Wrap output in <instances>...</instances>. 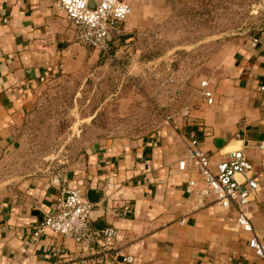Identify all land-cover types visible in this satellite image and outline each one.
Wrapping results in <instances>:
<instances>
[{
  "label": "crops",
  "instance_id": "crops-1",
  "mask_svg": "<svg viewBox=\"0 0 264 264\" xmlns=\"http://www.w3.org/2000/svg\"><path fill=\"white\" fill-rule=\"evenodd\" d=\"M55 1L0 0V149L11 143L15 114L43 81L100 54L74 40L73 27ZM125 1L132 11L117 25L112 43L135 31L166 0ZM258 37L255 46L249 37L236 48L221 93L214 103L212 94V104L197 115L200 147L211 155L212 167L236 149L253 163L260 187L247 210L264 242V156L255 148L264 140V33ZM177 122L142 138L105 137L89 145L82 165L69 174L22 183L0 206V264H53L57 247L87 254L69 238L47 234L36 244L30 240L61 192L73 187L95 203L96 227L118 230L113 246L119 258L104 264H264L248 244L251 234L237 224L234 208L223 209L212 197L198 205L186 193L187 180L199 174L178 168L187 137L181 119ZM124 256L133 260L124 262Z\"/></svg>",
  "mask_w": 264,
  "mask_h": 264
},
{
  "label": "rangeland",
  "instance_id": "rangeland-1",
  "mask_svg": "<svg viewBox=\"0 0 264 264\" xmlns=\"http://www.w3.org/2000/svg\"><path fill=\"white\" fill-rule=\"evenodd\" d=\"M260 33L264 0H166L120 35L109 56L95 53L43 81L0 149V206L29 178L79 168L89 145L105 137L142 138L178 118L187 137L211 103L205 92L214 103L236 48Z\"/></svg>",
  "mask_w": 264,
  "mask_h": 264
},
{
  "label": "built area",
  "instance_id": "built-area-1",
  "mask_svg": "<svg viewBox=\"0 0 264 264\" xmlns=\"http://www.w3.org/2000/svg\"><path fill=\"white\" fill-rule=\"evenodd\" d=\"M54 6L69 19L74 40L97 50L103 57L110 55L117 25L126 20L132 11L125 0H56ZM258 42L259 37L253 36L251 44L255 46ZM205 96L209 102L212 101L210 91H206ZM194 125L187 133L186 156L178 161L179 170L191 168L199 174L198 179L190 177L187 180L186 193L198 205L212 197L223 209L234 208L237 224L251 234L249 246L258 256L264 257V242L255 234L247 210L252 195L260 187L253 174V163L243 149H236L229 153L227 159L212 167L211 155L200 147L198 131L201 124L197 122ZM255 148L264 156V140L258 141ZM94 206L95 203L85 197L81 188H66L57 197L55 207L36 224L30 240L36 244L43 235L52 234L72 239L87 251L82 256L62 247L52 248L53 264H104L117 260L119 254L113 242L118 230L113 225L96 227L91 216ZM184 221V218L179 220L181 224ZM59 260H63V263ZM132 260L131 256L122 258L124 262Z\"/></svg>",
  "mask_w": 264,
  "mask_h": 264
},
{
  "label": "water",
  "instance_id": "water-1",
  "mask_svg": "<svg viewBox=\"0 0 264 264\" xmlns=\"http://www.w3.org/2000/svg\"><path fill=\"white\" fill-rule=\"evenodd\" d=\"M92 191H90V193H91Z\"/></svg>",
  "mask_w": 264,
  "mask_h": 264
}]
</instances>
